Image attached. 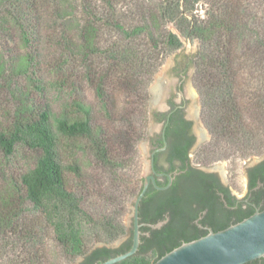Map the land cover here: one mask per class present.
<instances>
[{"label":"trees","instance_id":"obj_1","mask_svg":"<svg viewBox=\"0 0 264 264\" xmlns=\"http://www.w3.org/2000/svg\"><path fill=\"white\" fill-rule=\"evenodd\" d=\"M186 37L199 45L200 159L263 155L264 0H0V264H99L129 250L108 245L127 235L142 188L149 88ZM257 175L264 184V163L250 185ZM186 210L116 264H153L207 235L178 241Z\"/></svg>","mask_w":264,"mask_h":264},{"label":"flooded vegetation","instance_id":"obj_2","mask_svg":"<svg viewBox=\"0 0 264 264\" xmlns=\"http://www.w3.org/2000/svg\"><path fill=\"white\" fill-rule=\"evenodd\" d=\"M191 63L192 60H175L170 69L159 75L161 89L150 93L147 138L141 142L145 150L140 159L143 165L141 191L147 178L149 181L138 206L140 238L148 236L152 230L149 225L164 222L163 227L186 209L194 216L189 221L191 227L184 228L183 234L177 236L178 241L189 233L204 235L223 229L235 222L238 213L264 207V184L260 177L257 175L254 184L249 183V173L254 175L264 163V154L255 157L259 159L245 168L246 186L240 197L228 185L229 171L222 161L204 163L200 159L199 151L207 137L188 73ZM210 193L213 200L204 196L198 201L195 197ZM162 203L165 206L161 209L160 219L154 221V210ZM131 218L129 226L125 223L127 235L113 248L129 243L131 246L135 227L133 209ZM246 264H264V256Z\"/></svg>","mask_w":264,"mask_h":264},{"label":"water","instance_id":"obj_3","mask_svg":"<svg viewBox=\"0 0 264 264\" xmlns=\"http://www.w3.org/2000/svg\"><path fill=\"white\" fill-rule=\"evenodd\" d=\"M197 50H198V43L196 41H191L188 39V37H186V39H184L183 47L165 60L163 68L161 69L160 72H158L155 75L153 84H151L149 88V92L153 93L154 91L157 92V90L159 91L161 89L160 86L162 84L161 83L162 81L161 79H159V75L161 74L163 75L165 70L170 69L172 63H174L175 60L182 62L183 61L191 62ZM192 71H193V65L191 63L188 72L190 76V82H191ZM194 93L197 100L198 109L200 110L198 96L195 90ZM205 134L208 140L209 136L206 130H205ZM138 148L140 152V157H142L145 151L143 143L142 144L140 143ZM256 159L259 158L252 157L243 164V167L241 169L243 176H244L245 168L248 165L252 164L253 161H256ZM221 164H223V167L226 168V166H224L226 165L224 161ZM142 170H143V165H142ZM148 181L149 178L146 179L140 194L135 198V200L133 199L134 200L132 201L133 206H132V202L130 203L128 214L124 219L126 225L129 226L132 220L131 217H132V209H133L135 227L132 238V244L129 250L123 254L112 257L99 264H116L125 260L126 258L135 255L138 252L141 233L139 231L140 225L137 222L138 219L137 213H138L139 203L143 198L145 191L147 189ZM245 186H246V179H245ZM163 224L164 222H159L155 225H149V226L152 229H156V228H160ZM121 242L122 239L114 242L110 246L108 245V247H115ZM263 256H264V209L263 210L257 209L249 217L243 219L238 223L232 224L223 230L217 232L210 231L207 235L203 237H200L190 242L182 243L181 245L174 248L170 252L164 254L153 264H246L253 260L259 259ZM79 261L80 260H77L76 263H78Z\"/></svg>","mask_w":264,"mask_h":264},{"label":"rangeland","instance_id":"obj_4","mask_svg":"<svg viewBox=\"0 0 264 264\" xmlns=\"http://www.w3.org/2000/svg\"><path fill=\"white\" fill-rule=\"evenodd\" d=\"M186 39V38H185ZM183 43H184V39H183ZM198 43V42H197ZM199 46V45H198ZM183 47V46H182ZM181 47V48H182ZM179 51V50H178ZM193 61V60H192ZM164 64L162 65V67L160 68V70L158 72L161 71V69L163 68ZM192 75H193V71L191 74V83H192ZM154 81V80H153ZM153 84V82H152ZM193 87V86H192ZM194 89V88H193ZM195 90V89H194ZM196 92V90H195ZM197 93V92H196ZM198 96V94H197ZM36 102L38 104H43L44 103V99L42 97H37ZM198 102H199V97H198ZM200 105V102H199ZM201 112V107L200 110ZM201 119V116H200ZM202 122V121H201ZM204 127V126H203ZM205 129V127H204ZM206 130V129H205ZM207 131V130H206ZM244 160V161H235V163H229L228 161H224L226 163V169L229 171V174L227 175V180H228V185H230L231 189L233 190V192L238 196L243 195L244 191H245V179L244 176L242 174V167L243 164L248 161ZM223 162V161H222ZM142 169V168H141ZM141 174H142V170H141ZM230 182V183H229ZM235 190V191H234ZM130 205V204H129ZM53 252H55V248L51 247L49 253L53 254ZM54 262V261H53Z\"/></svg>","mask_w":264,"mask_h":264}]
</instances>
